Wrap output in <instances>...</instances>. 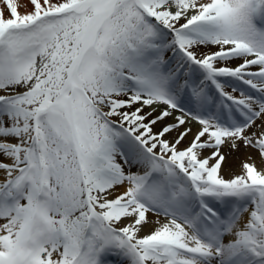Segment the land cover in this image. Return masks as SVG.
Instances as JSON below:
<instances>
[{
  "label": "snow or ice",
  "instance_id": "6c2138e0",
  "mask_svg": "<svg viewBox=\"0 0 264 264\" xmlns=\"http://www.w3.org/2000/svg\"><path fill=\"white\" fill-rule=\"evenodd\" d=\"M0 264H264V0H0Z\"/></svg>",
  "mask_w": 264,
  "mask_h": 264
},
{
  "label": "bare ground",
  "instance_id": "6f19581e",
  "mask_svg": "<svg viewBox=\"0 0 264 264\" xmlns=\"http://www.w3.org/2000/svg\"><path fill=\"white\" fill-rule=\"evenodd\" d=\"M24 4H28V0H24ZM22 12L25 10L24 7L20 9ZM225 154L228 155V163L225 166L226 174L227 170L230 169L233 172H239L240 170V162L245 158V153L243 151L239 153H229L227 148L224 149Z\"/></svg>",
  "mask_w": 264,
  "mask_h": 264
}]
</instances>
